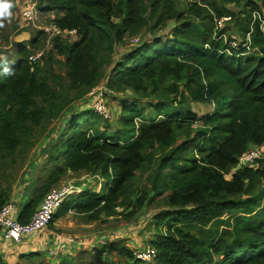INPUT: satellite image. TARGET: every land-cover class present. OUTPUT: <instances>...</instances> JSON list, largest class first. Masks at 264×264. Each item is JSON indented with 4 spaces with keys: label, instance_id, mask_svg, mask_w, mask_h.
I'll list each match as a JSON object with an SVG mask.
<instances>
[{
    "label": "trees",
    "instance_id": "1",
    "mask_svg": "<svg viewBox=\"0 0 264 264\" xmlns=\"http://www.w3.org/2000/svg\"><path fill=\"white\" fill-rule=\"evenodd\" d=\"M168 1L38 0L39 10L56 12L54 26L75 39L53 37L42 65L29 57L45 33L13 45L14 74L0 76V209L10 201L7 179L16 156L64 118L49 141L54 170L19 204L20 223L62 177L78 172L101 177L102 192L85 189L68 197L50 226L70 209L92 218L125 206L132 216L146 198L143 192L137 204L131 201L133 181L157 159L151 190L164 195L165 209L153 218L155 257L141 262L121 248L125 264H264V160L236 169L250 146L264 145V34L259 21L252 22L254 12L264 19V0H189L169 40H146L114 62L115 47L147 25V9L149 16L159 14L152 27L174 17ZM240 1L237 13L223 4ZM222 17H230L241 36L236 47L222 37L227 28L215 29V18ZM56 57L64 58L63 75L53 70ZM100 84L137 96L121 100L114 130H100L96 119L102 118L89 100L79 111L73 106ZM191 103L213 109L197 116ZM83 115L93 122L78 126Z\"/></svg>",
    "mask_w": 264,
    "mask_h": 264
},
{
    "label": "rangeland",
    "instance_id": "2",
    "mask_svg": "<svg viewBox=\"0 0 264 264\" xmlns=\"http://www.w3.org/2000/svg\"><path fill=\"white\" fill-rule=\"evenodd\" d=\"M169 6L166 7L174 17L168 19L165 23H159V25L152 27L156 24L158 13L149 16L148 9L144 12L147 19V25L143 28H139L136 35L132 37H125L124 42L118 44L115 47L113 59L114 62L120 60L123 55L132 49L134 46L146 41L159 38L165 42L171 38V32L178 27L184 21V17L176 18L177 14L183 12L189 0H169ZM35 4V11L37 19L34 22H28L22 19L21 12L28 4ZM244 1L236 3H224L225 7L233 13H237L243 9ZM15 7L13 8V17L10 24L6 23L3 29H0V53H5L11 61L15 57L13 45L15 42L27 41L37 31L45 33L46 38L43 41L42 46L35 52L40 54L39 60L42 65L45 62L48 54H51V40L52 33L50 32V26L54 24L52 20L56 16V12H42L38 9V0H14ZM262 6V5H261ZM165 9V10H166ZM174 10L175 13H174ZM261 12L264 14V7L261 8ZM117 22L116 19H113ZM218 20L219 25H217ZM215 29H226V33L222 36L225 40L229 37L232 39L231 44L236 47V44L241 41V36L234 27L233 20L230 17L215 18ZM44 30V31H43ZM65 34L63 37H68L69 40H74L75 36ZM248 35V34H247ZM53 57V54H52ZM58 62L53 65L55 73L63 75V57H56ZM113 62V63H114ZM109 68H106V74ZM135 99L136 95H133L131 90H126L124 93L118 94L113 92L106 95L103 99L105 105L110 113L108 120L96 119L97 126L100 130L104 128H110L114 130L117 128V119L121 111L122 99ZM155 103L152 99H144V102ZM88 98L85 97L82 102L75 103L73 106L79 111L86 106ZM213 109L212 104L208 103H191V111L197 116H202ZM75 111V110H74ZM71 111L66 112L63 116L68 115ZM93 117L88 115L80 116L77 120L78 126L85 125L86 123L93 122ZM64 127V118L55 120L48 127L41 137H39L31 149L21 156H16L15 162L12 164L8 174H12L7 179L11 189L10 200L18 199V196L26 195L22 199V203H26L32 196L33 191L41 186L47 176L54 170L55 163L51 160L53 150L49 146V141L56 138V133L59 128ZM180 137L179 135L177 136ZM51 142V141H50ZM258 147L264 151V145L250 146ZM63 146L60 145V149ZM43 149H47V152ZM59 154V153H58ZM157 159L153 160L150 165L142 169L135 177L133 181V191L129 197L135 204L137 197L145 192L146 198L138 211L132 215L127 216L131 212V207H117L115 213L111 216L106 214H99L92 218L89 215H83L76 213L73 209L60 218H57L48 231L40 234L38 238H44V235L50 231L67 236L68 239L74 238L79 243L75 248H72L71 255L65 253L59 254L56 258L51 257L45 247L32 248L30 251L23 252V249L28 245L27 241H22L16 251L11 253H3V264H66L65 260L70 262L69 264H125L126 257L120 252L121 248H126L132 251L135 255L136 252L145 251L151 248V242L157 235V231L154 228V216L161 210L165 209L164 195H154L151 190L152 183L154 181V172L157 165ZM231 170L228 175L233 173ZM96 176V175H94ZM228 179L230 176H227ZM92 177L85 172L67 173L61 180L52 187L62 185L63 183H73L79 188L85 190H92L96 192H102L103 180L98 176ZM51 187V188H52ZM55 223L57 225H55ZM66 237V239H67ZM36 239V238H35ZM25 245V247H23ZM72 246V245H71ZM67 246V250L71 247ZM1 247V244H0ZM52 246H49L51 248ZM2 248V247H1ZM153 249V248H152ZM4 251L5 249L2 248ZM37 254L35 257H28L29 254ZM65 261L61 263L62 261ZM127 264L130 261L127 260ZM153 264V263H151Z\"/></svg>",
    "mask_w": 264,
    "mask_h": 264
},
{
    "label": "built area",
    "instance_id": "3",
    "mask_svg": "<svg viewBox=\"0 0 264 264\" xmlns=\"http://www.w3.org/2000/svg\"><path fill=\"white\" fill-rule=\"evenodd\" d=\"M21 17L25 21L34 22L37 19L35 4H28L27 7L22 10ZM256 19L259 21L260 30L264 34V19L258 13L254 12L252 14V22ZM216 23L219 25L220 22L216 20ZM49 29L52 33V37L65 35L53 25H51ZM46 31L47 30L45 29L44 32L47 33ZM68 34H73V32L69 31ZM39 56L40 54L32 55L29 57V60L31 62H36L39 60ZM112 93L113 92L109 91L105 85L100 84L91 89L86 96L89 100L90 108L104 120H108L110 118V113L105 105V100L103 101V99L106 95ZM258 159L264 160V151L258 147H250L241 156H239L236 169L253 166L255 161ZM236 169H234V171ZM92 177L99 179L97 175ZM82 190L83 189L70 182L52 187L40 201L29 221L25 224L20 223L18 220L20 210L19 205L14 201H8L0 209L1 247L5 248L4 245L6 243L19 245L23 240L27 241L28 244L31 245L35 243V238L48 231L53 217L57 214L66 199L81 192ZM66 237L67 236H62L56 232H52L51 235L50 233L46 234L43 241L46 245H48L46 251L51 257L56 258L59 254L65 253V251L67 255L69 253V255H71L72 248H75L77 245L79 247L77 240L74 238L68 239V237L66 239ZM49 246L52 247L49 248ZM67 246L71 247L67 250ZM134 256L141 262L150 263L155 257V251L152 248H149L145 251L136 252Z\"/></svg>",
    "mask_w": 264,
    "mask_h": 264
},
{
    "label": "clouds",
    "instance_id": "4",
    "mask_svg": "<svg viewBox=\"0 0 264 264\" xmlns=\"http://www.w3.org/2000/svg\"><path fill=\"white\" fill-rule=\"evenodd\" d=\"M14 7V0H0V29H3L6 23L10 24L12 22ZM13 74L12 62L5 53H0V76H11Z\"/></svg>",
    "mask_w": 264,
    "mask_h": 264
},
{
    "label": "crops",
    "instance_id": "5",
    "mask_svg": "<svg viewBox=\"0 0 264 264\" xmlns=\"http://www.w3.org/2000/svg\"><path fill=\"white\" fill-rule=\"evenodd\" d=\"M23 41H25V40H23ZM25 194L24 195H22V196H18V199H14L13 201L14 202H16L18 205L20 204V203H22V199L23 198H25ZM55 225H57L56 223H55ZM50 233V235H51V231L49 232ZM46 237V235H44V238ZM44 238H36L35 239V243H33L32 245L31 244H28L27 245V247H25V245L23 246V247H25V248H20V249H18V250H21V249H23V252H25V251H30L32 248H42V247H45V249L48 247V245H46V243H44ZM4 251L3 250H1V247H0V252H2V253H4V254H6L7 255V253H11V254H14V253H12V252H14V251H16V249H17V247H18V245H15V244H8V243H6L5 245H4ZM65 254H67L66 253V251H65ZM70 254V253H69ZM68 254V255H69Z\"/></svg>",
    "mask_w": 264,
    "mask_h": 264
}]
</instances>
